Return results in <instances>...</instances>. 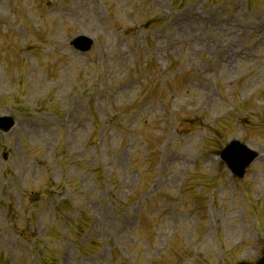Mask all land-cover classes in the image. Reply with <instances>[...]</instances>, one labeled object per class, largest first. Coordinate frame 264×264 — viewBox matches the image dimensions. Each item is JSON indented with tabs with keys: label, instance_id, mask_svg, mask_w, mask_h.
<instances>
[{
	"label": "rangeland",
	"instance_id": "1",
	"mask_svg": "<svg viewBox=\"0 0 264 264\" xmlns=\"http://www.w3.org/2000/svg\"><path fill=\"white\" fill-rule=\"evenodd\" d=\"M0 116V264L260 257L264 0H0Z\"/></svg>",
	"mask_w": 264,
	"mask_h": 264
},
{
	"label": "water",
	"instance_id": "2",
	"mask_svg": "<svg viewBox=\"0 0 264 264\" xmlns=\"http://www.w3.org/2000/svg\"><path fill=\"white\" fill-rule=\"evenodd\" d=\"M73 46L82 52H86L90 49L91 41L86 37H78L73 41ZM11 125V120L6 118H0L1 130L7 131ZM241 147L242 146L238 142H233L223 152L222 155L223 159L229 165L231 170L239 176L243 175L244 169L249 165V162L252 159V154L245 153L243 149H241ZM235 151H237L238 154H236ZM242 152L245 154H243ZM256 264H264V255Z\"/></svg>",
	"mask_w": 264,
	"mask_h": 264
}]
</instances>
